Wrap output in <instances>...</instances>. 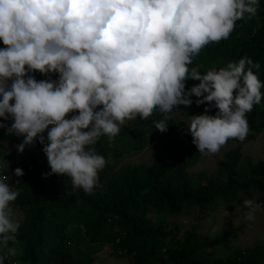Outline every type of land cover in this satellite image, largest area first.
<instances>
[{
	"label": "clouds",
	"instance_id": "clouds-1",
	"mask_svg": "<svg viewBox=\"0 0 264 264\" xmlns=\"http://www.w3.org/2000/svg\"><path fill=\"white\" fill-rule=\"evenodd\" d=\"M258 0H0V123L6 134L23 137L19 153L39 141L47 175L66 176L73 190L91 194L106 166L94 146L113 140L127 121L165 114L156 123L167 131V114L197 104L216 115L190 117L188 132L197 151L215 154L230 139L249 132L246 114L261 102L264 87L244 57L238 63L189 69L210 43L229 38L236 22L257 13ZM247 66V67H246ZM56 74L37 81L32 75ZM188 79L199 81L186 91ZM78 113V114H74ZM71 115L70 118L69 115ZM45 133H47L45 137ZM15 176L24 175L22 169ZM0 177V264L18 254L20 222L12 218L19 192ZM247 219L253 208L245 200Z\"/></svg>",
	"mask_w": 264,
	"mask_h": 264
},
{
	"label": "trees",
	"instance_id": "trees-1",
	"mask_svg": "<svg viewBox=\"0 0 264 264\" xmlns=\"http://www.w3.org/2000/svg\"><path fill=\"white\" fill-rule=\"evenodd\" d=\"M4 47L1 41L0 49ZM244 57L259 63L260 68L253 72L264 85V0H258L255 16L248 19L246 14L238 20L228 39L205 46L188 67L199 66L204 74L212 68L218 70L228 63H238ZM32 75L37 81L58 79L56 74ZM198 84L199 81L188 79L186 91ZM261 93V102L246 114L249 131L254 133L264 131V87ZM191 99L190 107H177L184 109L189 119L205 114L206 108L207 114L216 115L218 110L214 106L197 104L202 97L193 95ZM151 116L148 121L139 118L126 123L113 140L102 136L92 146L107 163L98 174L99 186L91 194L73 190L69 177L47 175L51 170L39 141L23 153L16 148L8 155L6 162H2V175L7 177L10 189L19 192L12 204L25 210L26 219L17 233V241L23 246L22 257L20 261L8 257L4 264L14 260L18 264H92V255L108 244L125 250L131 264H211L213 251L206 250L223 244L230 231L197 242L193 231L179 237L164 224L152 223L147 214L178 215L193 206L205 213L219 202L234 204L250 195L264 200V157L240 169V152L236 148L219 163L218 175L224 179L201 176L192 180L186 169L197 160L199 151L193 143L179 142L168 160L154 155L149 165L127 164L115 172L109 160L140 150L148 139L167 137L179 129L178 123L167 119V131L160 132L155 124L164 120L165 114L156 110ZM10 140L17 146L23 137L10 135ZM17 168L22 169L23 176H15ZM2 255L5 253L0 247ZM263 255L258 250L237 251L213 264H262L259 260Z\"/></svg>",
	"mask_w": 264,
	"mask_h": 264
},
{
	"label": "rangeland",
	"instance_id": "rangeland-1",
	"mask_svg": "<svg viewBox=\"0 0 264 264\" xmlns=\"http://www.w3.org/2000/svg\"><path fill=\"white\" fill-rule=\"evenodd\" d=\"M1 42V41H0ZM168 119L175 121L179 129L167 137L159 139H148L144 148L137 151H128L116 160H109V164L114 166L117 172L121 166L127 164L149 165L154 155L161 160H168L174 153L175 146L180 143H192V137L188 132L190 119L186 116L184 109L174 108L167 114ZM150 115L145 121L151 119ZM139 119L137 117L135 120ZM126 123H132L133 121ZM11 119L7 121L0 120V123L11 126ZM239 149L240 162L239 168L244 169L249 164H254L264 157V131L260 133L248 132L247 137L240 141L230 139L215 154L198 153L197 160L192 166L186 169L187 176L190 179H197L201 176L218 177L219 163L224 156L233 149ZM16 149L15 144L10 140V135L6 134V129L0 128V163L7 160L8 155ZM245 200H253L254 203L261 205L259 208H253V219H247L246 214L249 209L244 207ZM234 204L220 203L214 208L202 213L197 207H187L178 215L154 214L149 212L147 218L154 224H164L168 229L174 230L179 237H184L187 232L193 231L197 242H206L223 235L230 231L227 240L218 246L208 248L206 251H213V257L209 259L211 264L216 260H226L237 251H252L264 253V200L258 199L252 195ZM12 218L20 223L26 219L25 210L11 205ZM193 238V237H192ZM18 249V254L14 256L20 261L23 254L22 242L17 241L12 245ZM2 251L6 254V249ZM92 264H131L130 258L125 255H119L116 248L111 244L103 246L97 253L92 255ZM264 264V255L259 260Z\"/></svg>",
	"mask_w": 264,
	"mask_h": 264
},
{
	"label": "built area",
	"instance_id": "built-area-1",
	"mask_svg": "<svg viewBox=\"0 0 264 264\" xmlns=\"http://www.w3.org/2000/svg\"><path fill=\"white\" fill-rule=\"evenodd\" d=\"M3 170H4V165L2 164V163H0V177H4L2 174H3ZM6 182V181H5ZM111 246H113V245H111ZM114 247V246H113ZM116 252L119 254V255H125V250H123V249H120V248H118L117 250H116ZM11 264H18V262L17 261H12L11 262Z\"/></svg>",
	"mask_w": 264,
	"mask_h": 264
}]
</instances>
